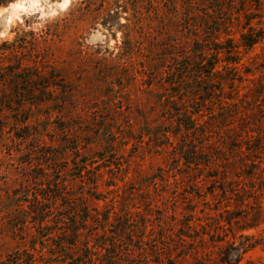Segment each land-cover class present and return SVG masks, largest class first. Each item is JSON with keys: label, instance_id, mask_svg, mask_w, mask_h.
Segmentation results:
<instances>
[{"label": "rangeland", "instance_id": "1", "mask_svg": "<svg viewBox=\"0 0 264 264\" xmlns=\"http://www.w3.org/2000/svg\"><path fill=\"white\" fill-rule=\"evenodd\" d=\"M190 2L233 41L181 80L183 52L158 43H179ZM99 4L0 6V80L19 61L56 85L51 102L1 108L0 264H88L86 237L114 264H264V0H120L124 30ZM244 13L263 33L252 48ZM72 218L87 219L77 248L61 246Z\"/></svg>", "mask_w": 264, "mask_h": 264}, {"label": "trees", "instance_id": "2", "mask_svg": "<svg viewBox=\"0 0 264 264\" xmlns=\"http://www.w3.org/2000/svg\"><path fill=\"white\" fill-rule=\"evenodd\" d=\"M10 1L11 0H0V6L6 5ZM93 1L94 0H85L86 3L90 4ZM192 7H194V3L192 2H190L186 7V9L189 11L185 13V16L183 18L185 24L182 25V28L184 29L181 31L182 33L180 34L181 38L179 39V43L176 42L171 35H168L158 43V47H160V50H167L170 48L173 50L181 49L180 52H183L182 55L177 54L175 56V59H173L174 61L182 59V61L184 62L183 64L178 63V69L176 71L177 76L181 80L185 78L188 79L191 76H193V80H195L194 77H198V79L202 78L198 76V73L201 72V70L199 69L200 66L198 67V65L201 61L203 62L205 60V54H207L209 50H212L211 46L216 45L217 43L222 44L223 41H220L222 34H225L227 36L225 42L232 44L231 42L233 41L232 35L229 34L228 31H224L229 29V22L221 23V21H219V18H215V20L209 21L205 24V27L201 28L199 27V25L193 22V18L197 14L193 11H190ZM126 10L127 8L125 6L120 5V0H100L99 5H97L93 9L90 8V10L88 11L94 12L97 17H101L104 22V26L109 30H124L130 28V24L120 23V18L118 17L120 14L126 13ZM211 10L217 13V7H213ZM175 13L176 16L179 15L177 14V9L175 10ZM150 16L151 14L148 13L145 17L141 18L147 19ZM244 17L246 19V22L243 26V29L247 30V32L241 33V46L245 48H252L261 39H263V33H260L262 31H260V29H257V24L253 23L254 18L251 17L250 14L244 13ZM116 18L117 23L116 25H114L112 23V20ZM135 25H137V27L139 28L140 22L138 21ZM123 34L125 38L124 41H128L129 36L127 35V33L123 31ZM222 48L223 47H217L213 49L222 50ZM15 65L16 66L9 69L10 73L8 77L0 80V85H6L7 88L9 87L7 90L0 91V112H2L1 108H6L10 113L15 112L16 107H22L28 101L30 105H35L36 103L43 104L51 102L53 100V93H51V89L55 88L56 85L50 81V78L39 76V71L37 68L35 69L25 67L22 62L18 61ZM196 67H198V69ZM177 76H175V78ZM174 84H177V82H174ZM17 116L19 115H16V117L14 118L18 122L24 123L29 120L27 117L22 119L21 117ZM40 214L44 216L43 219L40 220V228L43 230V232H45L43 235V237H45L51 234L49 232L47 233L48 227L47 224L44 223L45 219L47 218V214L44 210ZM84 218L81 219V221H78L77 218L70 219V224L68 227H66V231H64V234H66L67 237V241L63 242L61 246L67 244L74 248H77V246L80 245L79 243H82L81 238L85 236V232L83 231L86 228L85 226L87 222V219ZM88 240L89 239L86 237L85 241H83L82 244L88 264H114L112 263V257L109 255L110 253L102 255L103 260L94 258V256L98 254V251L95 248V245L92 248L90 247ZM80 262H82L80 264H83V260H81Z\"/></svg>", "mask_w": 264, "mask_h": 264}, {"label": "bare ground", "instance_id": "3", "mask_svg": "<svg viewBox=\"0 0 264 264\" xmlns=\"http://www.w3.org/2000/svg\"><path fill=\"white\" fill-rule=\"evenodd\" d=\"M15 6H16V7H19V6H20V4H19V3H17V4H15ZM22 7H23V6H22Z\"/></svg>", "mask_w": 264, "mask_h": 264}]
</instances>
